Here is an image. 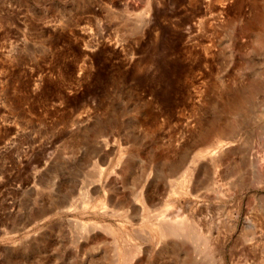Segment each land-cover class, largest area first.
Listing matches in <instances>:
<instances>
[{
  "label": "rangeland",
  "instance_id": "rangeland-1",
  "mask_svg": "<svg viewBox=\"0 0 264 264\" xmlns=\"http://www.w3.org/2000/svg\"><path fill=\"white\" fill-rule=\"evenodd\" d=\"M256 194L264 0H0V264H264Z\"/></svg>",
  "mask_w": 264,
  "mask_h": 264
},
{
  "label": "bare ground",
  "instance_id": "bare-ground-1",
  "mask_svg": "<svg viewBox=\"0 0 264 264\" xmlns=\"http://www.w3.org/2000/svg\"><path fill=\"white\" fill-rule=\"evenodd\" d=\"M214 143L217 142V143H222V140L221 138H218L216 140L213 141ZM224 143V142H223ZM222 143V144H223ZM211 145V144H210ZM213 147V146H212ZM232 170V169H231ZM234 174L233 171H229V170H224V171H221V172H218V176L221 178V179H228L230 178V176H232ZM244 176V175H243ZM194 177L196 178V180H198L200 178V172H198L197 174H194ZM193 177V178H194ZM191 187V186H190ZM196 188V185L193 187V189ZM184 189V188H183ZM189 190V188H188ZM174 191V190H173ZM172 192V191H171ZM187 192V191H186ZM193 192V191H192ZM184 193V192H183ZM190 194V190L188 192ZM142 194V193H141ZM186 194V193H185ZM143 196V195H141ZM147 196V195H146ZM136 197V196H135ZM255 197V202H256V205L258 206L259 208V211L261 213V217L263 219V222H264V196H261L259 194H256ZM144 198V196H143ZM137 199V198H136ZM145 199V198H144ZM143 200V199H141ZM112 201V199H111ZM172 201V200H171ZM143 202V201H142ZM146 202V201H145ZM144 202V203H145ZM133 203V202H132ZM137 203V201H136ZM143 203V204H144ZM176 203V202H175ZM173 203V204H175ZM139 204V203H138ZM149 204V203H148ZM132 205V204H131ZM141 205V204H140ZM146 205H147V202H146ZM169 205V204H168ZM116 206V205H115ZM139 206V205H138ZM137 206V207H138ZM149 206V205H148ZM175 206V205H174ZM123 207V206H122ZM130 207V206H129ZM136 205H134L132 208L135 209ZM143 207H147L145 205H143ZM151 207V206H150ZM173 207V206H172ZM171 207V208H172ZM120 208V207H119ZM128 209V208H127ZM139 209V208H138ZM154 209V208H153ZM119 210V209H118ZM133 210V209H131ZM126 211V210H125ZM128 211V210H127ZM130 211V210H129ZM169 211V210H168ZM131 212V211H130ZM129 212V213H130ZM161 212H162V209H161ZM124 213V212H123ZM127 213V212H126ZM159 213V212H158ZM128 214V213H127ZM167 215V214H165ZM237 215L239 216L240 215V212L238 211ZM128 216V215H127ZM160 217V216H159ZM162 217V216H161ZM160 221V220H159ZM179 221V220H178ZM181 221H184L185 226ZM180 222H175L177 224H172L170 223L171 221H165V220H162L160 221L159 225H160V231H161V236H163V240H165V243L166 245H172L175 249V251L183 256V259L186 261L189 260V256H190V249H189V244H193V246H195L194 244L195 243H198L197 245H199V243H201L203 246H202V249L204 252H206L207 254H210L211 255V258H213L214 261H216V257L218 256V254L216 255L215 257V253L217 252L216 250V242L213 240V236L211 234V228L209 227V230L211 231H207L206 233H204V231H202L203 229L202 228H205V226H207L206 223L202 222L200 219H196V218H190V217H187L186 216V219H183L181 220ZM173 222V220H172ZM159 227V226H158ZM236 227V225L234 224L233 225V229ZM264 227V226H262ZM207 228V227H206ZM232 229V230H233ZM247 229L245 232H244V237L247 236L248 238L246 239L247 241L248 240H251L253 239V232L252 230H249V229H252V224H248L247 226ZM205 230V229H204ZM208 230V229H207ZM261 237H260V243L262 244V241H263V234H264V231L263 229L261 230ZM175 237H177L175 240ZM197 238V240H195L196 242L195 243H191L193 240H191L192 238ZM246 238V237H245ZM191 240V242L189 243V241ZM199 240V242H198ZM189 243V244H188ZM192 246V247H193ZM171 248V247H170ZM195 248V247H194ZM172 249V248H171ZM200 250V246L198 248ZM194 251V249H193ZM198 251V250H197ZM201 251V250H200ZM196 251H194L195 253ZM193 253V254H194ZM218 253V252H217ZM129 255H131V252L129 253ZM209 256V255H208ZM214 256V257H213ZM123 257V256H122ZM126 257H128V253L127 254H124V259L123 261L126 259ZM210 257V256H209ZM181 258V257H180ZM179 258V259H180ZM210 258V259H211ZM128 260V259H127ZM126 261V260H125ZM121 262V261H120ZM217 262V261H216ZM221 262V261H220ZM264 262V261H263ZM122 263H125V262H122ZM127 263V262H126ZM125 263V264H126ZM182 263V262H181ZM222 263V262H221Z\"/></svg>",
  "mask_w": 264,
  "mask_h": 264
}]
</instances>
